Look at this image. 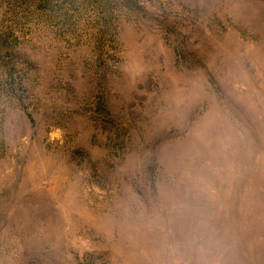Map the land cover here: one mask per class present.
<instances>
[{
    "label": "rangeland",
    "instance_id": "374dc122",
    "mask_svg": "<svg viewBox=\"0 0 264 264\" xmlns=\"http://www.w3.org/2000/svg\"><path fill=\"white\" fill-rule=\"evenodd\" d=\"M0 264H264V0H0Z\"/></svg>",
    "mask_w": 264,
    "mask_h": 264
}]
</instances>
